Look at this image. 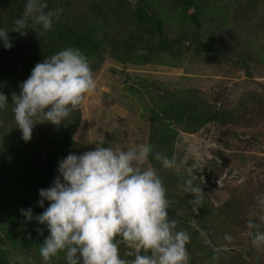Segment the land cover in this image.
I'll return each mask as SVG.
<instances>
[{"label":"trees","instance_id":"obj_1","mask_svg":"<svg viewBox=\"0 0 264 264\" xmlns=\"http://www.w3.org/2000/svg\"><path fill=\"white\" fill-rule=\"evenodd\" d=\"M163 2L166 5L156 11L148 6V0H134L133 5L128 0H47L49 9L59 8L62 12L46 38L37 37L31 30L27 37L9 32L11 49L0 45V93L9 103L0 112V219L6 225L5 229L0 228V264H18L3 248L7 241L15 251L41 256L40 247L49 235L47 227L35 219L26 222L21 209L31 208L35 217L48 207V202L44 208L38 206L39 190L51 186L58 175V162L73 154L75 134L83 118L81 105L61 126H34L31 140L24 142L15 125L11 95L19 94V85L28 79L37 63L68 47L81 50L93 73L105 60L172 70L206 69L209 76L183 79L186 83L179 87L166 82L150 83L138 76L141 87L132 82L126 89L148 119L145 143L177 159L178 169L166 170L149 157L167 190L168 216L177 221L178 231L190 235L187 248L191 264H264V247L254 246L246 234L250 213L264 231V220L260 219L264 211L257 207L255 199L264 193V84L259 81L261 78L235 88L227 82L239 70L246 77L251 76L252 67H260V77L264 71V0ZM25 3L26 0H0V27L10 31ZM124 7L133 10L128 22L140 34L133 33L128 40L111 36L115 32L112 30L123 27ZM77 8L84 22L79 21ZM219 67L226 70L216 78ZM204 78H210L208 84L196 80ZM209 129L231 155L217 151V161L208 163L212 171L206 174L204 183L201 181L206 196L198 215H194L190 203L193 197L180 186L193 174L188 171L177 141L180 132L194 135ZM257 154L262 155V161H255L248 169L241 161H235L245 157L253 162ZM237 162L242 171H252L256 176L262 175V179L233 188L214 206L209 195L216 181L224 170H235ZM201 231L212 248L221 247L225 252H213L201 242ZM226 233L233 237L231 244L224 239ZM119 251L129 262L134 259L126 255L130 250L125 245L121 244ZM48 264H66L65 253Z\"/></svg>","mask_w":264,"mask_h":264},{"label":"clouds","instance_id":"obj_2","mask_svg":"<svg viewBox=\"0 0 264 264\" xmlns=\"http://www.w3.org/2000/svg\"><path fill=\"white\" fill-rule=\"evenodd\" d=\"M61 12L59 8L49 9L47 0H26L22 14L13 21L14 27L10 31L0 27V45L11 49L9 32L27 37L31 30L37 37L46 38ZM96 86L90 62L77 48H65L37 63L19 85V94L11 95L21 139L29 142L36 125H63ZM8 104L0 93V112ZM150 156L163 169H178L175 156L155 151L148 143L128 150L95 147L58 162V175L51 186L38 193V206L44 208L48 202V207L35 217L31 208L21 209L26 222L35 219L47 227L49 235L40 247L45 264L62 252L66 264H191L187 248L190 235L178 231L177 221L168 216L167 190ZM180 186L193 197L191 212L198 215L206 196L201 178L193 174ZM255 199L264 211V193ZM252 215L246 223V234L254 246L264 247V231ZM224 239L233 242L230 234L226 233ZM121 244L130 250L127 256H134L130 262L121 257Z\"/></svg>","mask_w":264,"mask_h":264},{"label":"rangeland","instance_id":"obj_3","mask_svg":"<svg viewBox=\"0 0 264 264\" xmlns=\"http://www.w3.org/2000/svg\"><path fill=\"white\" fill-rule=\"evenodd\" d=\"M133 2L134 0H128L129 5H133ZM147 4L148 6L151 5L156 11H158L157 9L160 6L166 5L163 0H148ZM127 9V7H124L123 11L125 12L123 16L121 15L123 27L112 30L115 31L111 34L113 38L123 37L124 40H128L129 36L133 33L140 35L136 29L131 28L128 21L133 10L127 11ZM77 12L80 15L79 21L84 22L78 8ZM160 15L163 14L161 13ZM135 41L136 39L133 42ZM142 53L144 51L139 54ZM103 54V56L108 58L106 53ZM252 68L254 70L252 69L251 76L246 77L243 71L239 70L236 71L234 76L228 78L227 82L233 84L231 88H235L238 84L251 83V80L257 81L259 78H261L259 81L264 84V71H261L260 77V67L255 66V68ZM225 70L226 67H219L217 76L214 77H222ZM138 76L148 80L150 83L166 82L179 87L181 83L185 82L183 79H189L191 77L203 78L209 75L205 68L194 69L186 67L185 70H172L151 64L143 66L119 65L113 63L112 60H105L94 73L97 85L95 91L87 96L82 104L83 118L75 134L73 154L80 155L94 150L95 147H111L115 150H128L133 146L145 143L148 119L140 104L126 89L127 86L133 83H135L137 88L139 87ZM209 79L196 80L208 84ZM214 133L212 129L199 131L194 135H187L180 132L177 141L178 147L184 153V159L189 173L200 176L202 182H204L206 174L212 171V168L208 169V163L217 161L215 156L217 151L225 153L227 156L231 155L230 150H223L222 145ZM262 154L264 156V153ZM261 157V154H257V158L253 159V162L252 158L245 157H240L239 160L235 159V161H241L245 168L248 169L255 161H262ZM233 168L235 170H232V172L228 169L224 170L222 176L216 181L215 189L209 195L214 206H217L233 188L236 187L239 189L242 185H246L249 182L256 183L262 179V175L256 176L252 171H242L239 162ZM15 184L16 182L12 184L13 188ZM0 228H6L5 222L1 219ZM26 232L29 233V229H26ZM200 234L203 239L201 242L207 245L208 248H212L209 242H207L205 233L201 231ZM3 248L9 251L10 258L15 263L45 264L41 256L28 251H23L22 253L18 250L15 251L9 241L6 242ZM212 249L213 252H225L221 247Z\"/></svg>","mask_w":264,"mask_h":264}]
</instances>
